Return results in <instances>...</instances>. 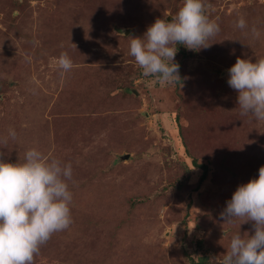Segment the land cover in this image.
Returning a JSON list of instances; mask_svg holds the SVG:
<instances>
[{"label": "rangeland", "instance_id": "obj_1", "mask_svg": "<svg viewBox=\"0 0 264 264\" xmlns=\"http://www.w3.org/2000/svg\"><path fill=\"white\" fill-rule=\"evenodd\" d=\"M182 4L0 0L3 159L23 162L36 148L73 166V223L35 264H213L233 234H254V222L220 213L264 166V121L240 115L227 83L238 57L264 58V0H205L221 30L199 51L177 44L181 81L162 86L143 74L130 41ZM62 52L73 61L67 73ZM194 158L208 167L201 183Z\"/></svg>", "mask_w": 264, "mask_h": 264}, {"label": "clouds", "instance_id": "obj_2", "mask_svg": "<svg viewBox=\"0 0 264 264\" xmlns=\"http://www.w3.org/2000/svg\"><path fill=\"white\" fill-rule=\"evenodd\" d=\"M236 27L242 32L249 29L243 16ZM220 30L217 20L208 16L205 0H183L170 22L156 19L143 36L131 39L130 55L145 76L162 86L174 84L181 81L177 44L199 51L210 47ZM250 31L259 37L255 26ZM58 66L62 73L72 70L66 52L58 58ZM228 72L227 83L238 93L240 115L264 121V58L253 62L238 57ZM8 135L16 139L14 129ZM7 145L8 137L0 139V149ZM5 155L0 151V264H35L41 247L73 223L69 188L73 166L36 148L25 152L23 162H7ZM220 217L229 224L252 221L254 234H233L226 254L214 257L213 264H264V166L257 178L237 187Z\"/></svg>", "mask_w": 264, "mask_h": 264}, {"label": "trees", "instance_id": "obj_3", "mask_svg": "<svg viewBox=\"0 0 264 264\" xmlns=\"http://www.w3.org/2000/svg\"><path fill=\"white\" fill-rule=\"evenodd\" d=\"M193 164L202 169L201 175L198 180L199 183H201L207 176L208 167L206 164H198L195 158L193 159ZM191 262L193 264H207V257L202 256L197 261L191 260Z\"/></svg>", "mask_w": 264, "mask_h": 264}, {"label": "water", "instance_id": "obj_4", "mask_svg": "<svg viewBox=\"0 0 264 264\" xmlns=\"http://www.w3.org/2000/svg\"><path fill=\"white\" fill-rule=\"evenodd\" d=\"M127 157H128V154H126V155H121V156H120V160L125 159V158H127Z\"/></svg>", "mask_w": 264, "mask_h": 264}]
</instances>
